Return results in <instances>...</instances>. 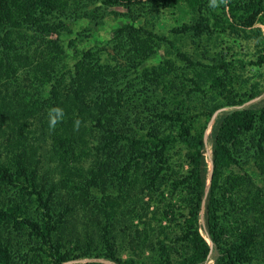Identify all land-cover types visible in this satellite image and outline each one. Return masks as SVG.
<instances>
[{"label":"rangeland","instance_id":"374dc122","mask_svg":"<svg viewBox=\"0 0 264 264\" xmlns=\"http://www.w3.org/2000/svg\"><path fill=\"white\" fill-rule=\"evenodd\" d=\"M51 2L56 12L46 15L45 20L56 24L55 31L43 33L40 39L20 50L15 61L16 72L12 74L6 69L0 76L1 157L6 163L24 164L30 173L36 170L37 181L47 180L48 189L54 185L59 192L54 204H65V201L77 204L66 230L70 231L74 225V231L83 235L81 224L88 221L89 212L86 204H106L110 210H115L116 220L122 219L120 223L128 226L127 233H117L115 253L125 258L129 248L126 241L137 235V253L141 256H149L151 252L157 255L154 243L159 225H167V231L175 228L162 219L159 209L164 204H173L178 209L187 204L185 189L177 185L186 172L184 150L176 146L167 153L166 164L155 185H151L149 179L144 180L139 173H118L119 168L108 167V164L102 170L106 172L105 177L100 178L98 166L105 155L96 121L100 116V94L108 86L115 91L113 104L108 102L104 109L115 114L113 116L118 112L120 121L130 115L131 102L137 101L140 94L151 96L148 100L154 103L159 96L155 91L168 97L174 94L178 99L183 95L185 98L181 100L188 109L186 111L196 110L215 89L207 82L205 69L194 70L180 62L170 53L165 39H174L175 32L181 30L184 23L188 26L201 24L205 14L188 8L182 18L179 17L181 14L159 5L157 0H142L129 5H109L105 0ZM203 2L205 9L221 11L219 0ZM192 37V34L186 37L189 39L185 49L194 58L212 64L204 56L201 44L191 45ZM206 42L210 47L214 40ZM216 44L217 52L227 53L226 60L231 62L230 59L235 58L231 57L235 52L226 50L234 44L231 39L221 34ZM247 45L235 47L237 56L245 60L252 57L255 48L253 41ZM220 72L218 70L224 80L223 87H219L222 100H235L236 92L242 91L243 86L253 80H259L258 85L264 86V69L250 63L243 68L231 67L222 75ZM157 87L161 91L154 89ZM55 108L62 109V118L56 117L52 111ZM220 111L213 113L204 133L205 190L212 171L211 144L207 139ZM53 119H58L54 127L51 125ZM165 120L162 127H171L168 119ZM248 143L249 137L245 135L237 141L234 151L241 168L227 170L224 180L228 189L221 213L226 224L223 231L226 237L233 233L256 236L262 223L264 161L254 155ZM110 148L120 159L126 151L120 143H111L105 149ZM86 181H89V194L85 195L82 187H86ZM100 189L106 192L101 193ZM59 198L63 201H58ZM128 205L132 213L126 212L121 218L120 212H125ZM202 227L201 218L200 232ZM4 233L5 230H0V236ZM70 245L66 243L68 248ZM78 252L82 251L79 249ZM90 260L115 264L108 260ZM76 262L86 263L89 258L81 257Z\"/></svg>","mask_w":264,"mask_h":264},{"label":"trees","instance_id":"16d2710c","mask_svg":"<svg viewBox=\"0 0 264 264\" xmlns=\"http://www.w3.org/2000/svg\"><path fill=\"white\" fill-rule=\"evenodd\" d=\"M141 1L105 0L109 5ZM157 1L166 10L181 14L179 17L182 18L188 8L205 14L201 24L188 26L184 23L182 29L175 32V38H166L165 43L180 62L194 70L205 69L207 82L215 90L193 112L186 111L188 109L181 100L185 98L183 95L178 99L174 94L168 97L155 91L159 96L152 103L153 100H148L151 96L140 94L136 103L131 102V116L120 121L118 112L113 116L115 114L104 109L108 102L113 104L115 93L108 86L100 94L101 117L96 118L104 142L102 150L105 151L98 175L105 177L106 172L102 170L108 164V167L119 168L118 173H139L144 180L149 179L151 185H155L166 164L167 153L176 146L183 149L187 167L177 185L185 189L187 204L182 209L173 204H164L159 209L162 219L175 228L167 231V225H159L154 243L157 255L152 252L149 256L139 255L137 235L129 237L126 241L128 253L122 258L115 253L117 233H127L128 226L120 223L122 219L116 220L115 210H110L106 204H89L90 207L86 204L89 212L88 221L81 224L83 235L74 231V225L70 231L66 230L77 204H68L67 201L54 204L55 195H59L54 185L48 189L47 180L37 181L36 170L30 173L20 162L6 163L0 154V230H5L0 236V264H64L69 261L72 262L67 264H106L90 259L115 264H206L209 260L210 264H264V195L262 223L256 236L233 233L226 237L223 232L226 224L221 213L228 189L224 181L226 172L234 167L241 168L234 151L240 137H249L248 145L254 155L264 161V86H259V80H253L243 86L242 91L236 92L235 100H222L219 87H223L224 80L218 73L221 70L222 75L231 67L243 68L247 63L264 69V0H219L220 12L205 9L204 0ZM53 12L56 11L51 0H0V76L6 69L12 74L16 72L15 61L20 50L40 39L43 33L55 31L56 24L45 20L46 15ZM190 34L194 35L191 45L201 44L204 56L212 64L194 58L185 49L189 39L186 37ZM221 34L234 43L231 48H225L235 52L231 54L235 57L230 59L231 62L226 60L225 51L219 53L215 50ZM207 40H214L210 47H207ZM252 41L255 46L252 57L245 60L237 56L235 47L244 43L249 45ZM197 75L200 74L197 72ZM258 75L262 77V74ZM154 89L161 91L159 87ZM217 110L221 111L216 115L207 139L211 144L212 171L205 190L204 133ZM165 119L171 127H162ZM111 143L125 147L121 159L111 148L105 149ZM82 189L85 195L89 194V181ZM100 191L106 192L105 189ZM58 201L63 200L59 198ZM126 212L132 213L129 205L125 212H120V217L123 218ZM201 218L202 232L199 230ZM66 243L71 244L70 248ZM79 249L82 252L77 253ZM81 257L89 258V262H76Z\"/></svg>","mask_w":264,"mask_h":264},{"label":"clouds","instance_id":"9594fccd","mask_svg":"<svg viewBox=\"0 0 264 264\" xmlns=\"http://www.w3.org/2000/svg\"><path fill=\"white\" fill-rule=\"evenodd\" d=\"M52 111H54V113H55V115H56L57 118H62L63 117V111H62V109L55 108ZM57 122H58V119H53L51 121V125L54 127Z\"/></svg>","mask_w":264,"mask_h":264},{"label":"bare ground","instance_id":"6f19581e","mask_svg":"<svg viewBox=\"0 0 264 264\" xmlns=\"http://www.w3.org/2000/svg\"><path fill=\"white\" fill-rule=\"evenodd\" d=\"M211 164H210V162H209V166H210Z\"/></svg>","mask_w":264,"mask_h":264}]
</instances>
